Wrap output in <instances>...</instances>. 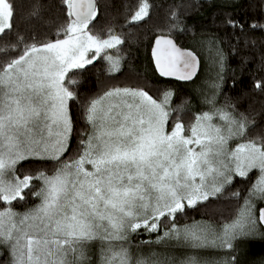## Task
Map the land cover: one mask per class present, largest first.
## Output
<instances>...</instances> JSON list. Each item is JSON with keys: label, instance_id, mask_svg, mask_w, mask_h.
<instances>
[{"label": "snow or ice", "instance_id": "snow-or-ice-1", "mask_svg": "<svg viewBox=\"0 0 264 264\" xmlns=\"http://www.w3.org/2000/svg\"><path fill=\"white\" fill-rule=\"evenodd\" d=\"M62 4L66 23L54 41L26 44L17 56L0 60V203L7 205L0 208V246L9 249V264H85L86 246L96 240L106 245L101 264H132L123 246L129 232L157 231L161 217L175 219L184 201L194 207L220 194L231 182L229 173L247 177L258 169L249 199L222 232L197 223L183 229L173 224L164 233L195 249H232L236 239L250 236L256 223L251 197L264 199V137L227 148L229 140L247 136L245 117L238 120L229 111L213 109L189 126L177 116L169 131L171 93L157 102L143 90L117 88L89 103L85 119L91 131L81 140L82 150L76 159L61 160L72 132L68 101L75 98L65 76L92 63L89 51L99 55L124 43L111 30L107 38L92 33L96 0ZM149 7L148 0H141L130 22L143 20ZM13 16L12 0H0V38L11 30ZM153 56L162 76L191 79L195 73L196 58L170 39L157 38ZM105 59L110 72L118 70V56ZM30 158L55 160L59 166L51 175H18L17 165ZM34 181L40 182L39 191L32 190ZM28 194L40 203L15 212L13 201ZM259 219L264 223V209Z\"/></svg>", "mask_w": 264, "mask_h": 264}, {"label": "trees", "instance_id": "trees-1", "mask_svg": "<svg viewBox=\"0 0 264 264\" xmlns=\"http://www.w3.org/2000/svg\"><path fill=\"white\" fill-rule=\"evenodd\" d=\"M140 2L96 0L98 14L89 28L103 38H107L111 30L123 39L124 43L113 51L119 57L120 67L110 72L108 63L98 59L83 69L67 73L64 84L75 98L68 101L72 132L68 151L61 160L78 157L82 150L81 140L90 132L85 119L87 106L113 89L143 90L157 101L170 91L168 127L177 116L186 126L194 121V97L184 84L197 79L201 69L193 81L186 83L159 78L150 56L152 44L158 37H170L179 47L193 51L196 56L195 43L200 40L208 42L212 48L217 47L222 53L223 64L218 104L238 119L247 118V136L243 141L264 137V0H148V16L130 22ZM12 3V28L6 29V34L0 38V48L9 49L0 52V60L4 61L17 56L26 44L54 41L57 30L66 23L62 0H12ZM70 80L76 83H69ZM257 82L262 85L260 89L255 87ZM58 166L55 160H25L17 165V174L35 176L43 171L51 175ZM255 176L256 172H252L247 177L234 179L220 195L194 207H185L175 214V219L163 217L159 227L168 229L173 224L181 226L197 221L217 227L231 223L249 195ZM33 184L32 190L38 191L40 182ZM37 201V197L28 194L23 201H13L12 207L15 212L22 213ZM3 207L7 205L0 203V208ZM261 227L264 232V226ZM138 237L135 235L133 241L137 242ZM246 244L249 260L256 262L264 258V235L260 239H248ZM0 264H9L8 251L1 247Z\"/></svg>", "mask_w": 264, "mask_h": 264}, {"label": "rangeland", "instance_id": "rangeland-1", "mask_svg": "<svg viewBox=\"0 0 264 264\" xmlns=\"http://www.w3.org/2000/svg\"><path fill=\"white\" fill-rule=\"evenodd\" d=\"M207 43L208 42H205V43L202 42V40L195 43L194 51L196 52L199 62H200L201 73L198 76V78L195 79L193 82L184 84L185 87L188 89V91H190L194 97L193 113H194L195 118L201 113L209 112V111H212L213 109H223V110L228 111L225 107L218 104V101H217L219 85H220V77L223 73L222 53L219 51L217 47L212 48L209 45H207ZM113 51H114V48L105 49L99 55H96L95 51L92 50L87 53V57L88 58L94 57L92 59V63L98 59H103L108 63V68H110V63L107 59H105V56L112 55L114 58L117 57ZM87 65L89 64H86L85 66ZM119 67H120V63H119L118 69ZM116 71H111V72H116ZM167 93H171V92L169 91ZM164 97L165 95L160 101H157V100L156 101L162 102L164 100ZM171 97H172V94L168 98V103L166 107H168ZM209 99L213 101L212 104L208 103ZM213 122L222 123L218 118H214ZM167 130L170 131L171 127L169 128L167 126ZM243 142L245 141H243L242 138L231 139L228 141L227 148L229 150H232L237 146V144L243 143ZM27 160H32V159L30 158ZM33 160H51V159H33ZM23 161L25 160H22L20 162H23ZM252 172H256V176L254 180V184H256V182L258 181L260 177V172L258 169H252L248 173V175ZM229 175H231L232 177L231 182L225 184L224 189L229 184H231L234 181V179L241 177L239 175H236L234 171L229 173ZM214 197H210V198H214ZM246 199H249V195L246 197ZM244 202H243V205H244ZM39 203L40 201L38 198L37 203L32 208H34ZM183 203L185 204V207H188L187 201H184ZM198 203H201V202H198ZM251 203L253 205L252 217L256 221V223L251 226L253 228L252 234L247 237L236 239L233 242L234 247L232 249L218 248V247L217 248H201V249L192 248L191 246L185 244L182 241H178L176 239H172V238L164 236V233L166 231H169L172 228V226L168 229H163L159 227L157 231H152V232L146 231L144 228L137 229L135 232H129L127 240L123 242V246L129 250L131 254V258H132V264H136V261L140 259L145 260L147 264H153V262H157V264H186V262L190 259L197 260L200 262V264H264V258L259 259L256 262H252L247 257L246 241L248 239H260L264 235V232L262 230V227H261V224L258 218L260 208L264 206V199H259L257 197H251ZM237 217L235 218V220L237 219ZM162 218L163 217H161V219ZM197 223L203 226L209 227L210 229L214 230L216 233L222 232V228L224 226L223 225V226L217 227L207 222L197 221V222L190 223L187 225L177 226V228L183 229L185 226H189V225H193ZM231 223H228V224H231ZM135 235L140 236L136 238L138 239L136 240L137 242L133 241ZM105 246H106L105 242H102L100 240H96L88 244L85 249L86 251L85 264H101L102 248ZM116 246L118 247L119 243H117ZM0 247L8 251V254H9V249L7 247H4V246H0ZM9 262H10V254H9Z\"/></svg>", "mask_w": 264, "mask_h": 264}, {"label": "water", "instance_id": "water-1", "mask_svg": "<svg viewBox=\"0 0 264 264\" xmlns=\"http://www.w3.org/2000/svg\"><path fill=\"white\" fill-rule=\"evenodd\" d=\"M158 38H161V37H158ZM163 38L170 39L173 42V44L176 46V48L179 49L181 52H190V53L193 54V56L196 58L195 73L191 77V79H178L175 75H172V76H162V75H160V71H159V69L157 68V65H156V58L153 56V50L156 48V40H157V38H156L154 40L153 44H152V48H151V51H150V56H151L153 67H154V70H155L157 76L159 78H161V79H164V80L177 81V82H180V83H186V82H189V81H193L197 77V75L199 73V69H200V62H199L198 57L193 52H191L190 50L183 49V48L179 47L173 41V39H171L170 37H163ZM157 51H158V54H160V50H157ZM182 71H187V70H182ZM261 209H264V207H262ZM261 209H260V211H261ZM260 211H259V214H258V218L260 217ZM259 221H260V219H259ZM260 224L262 226H264V223L260 222Z\"/></svg>", "mask_w": 264, "mask_h": 264}]
</instances>
